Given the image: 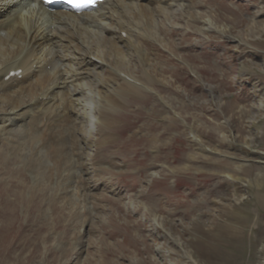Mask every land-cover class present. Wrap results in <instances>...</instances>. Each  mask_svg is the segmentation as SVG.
Wrapping results in <instances>:
<instances>
[{
	"label": "rangeland",
	"instance_id": "rangeland-1",
	"mask_svg": "<svg viewBox=\"0 0 264 264\" xmlns=\"http://www.w3.org/2000/svg\"><path fill=\"white\" fill-rule=\"evenodd\" d=\"M188 1L157 25L134 19L158 80L121 97L112 138L96 140L82 109L86 199L65 192L50 153L10 148L20 134L0 116V264H264V0ZM207 20L219 31L195 29ZM104 76L118 79L96 67L89 82Z\"/></svg>",
	"mask_w": 264,
	"mask_h": 264
},
{
	"label": "bare ground",
	"instance_id": "bare-ground-1",
	"mask_svg": "<svg viewBox=\"0 0 264 264\" xmlns=\"http://www.w3.org/2000/svg\"><path fill=\"white\" fill-rule=\"evenodd\" d=\"M109 2L108 7L105 6L107 2L104 4L100 16L93 12L75 15L50 11L40 0H0L3 9L0 11V116L3 123L10 122L5 132L11 138L21 131L26 132L24 139L32 147L47 148L61 163L78 165L82 171L77 173V178L83 184L86 180L82 175L88 173L85 153L92 144L84 135L87 118L80 108L89 107L94 112L93 121L98 135L109 139L112 134L108 127L116 110L125 106L121 97L126 100V96L137 93L157 79L151 72V59L138 42L140 22L138 24L134 19L145 17L147 21H154L155 16L168 19L169 8L175 5L178 10L190 9L188 0H150L151 4L145 0ZM128 9L135 11L133 18L122 17V20L120 11L127 14ZM195 29L205 33L219 31L211 20L206 21V26H196ZM92 35L98 37L100 46L94 47L90 43ZM84 45L85 50H82L80 46ZM129 49L142 56L143 62L139 65L142 67L141 76L133 71L131 61L127 59ZM96 60L103 63L106 70L114 72L118 79L113 84L99 81L86 91L79 87L84 79L81 71L89 70ZM17 69H22L21 77L5 79L11 70ZM26 124L30 128L27 131ZM198 131L197 126L192 127L194 138L198 139ZM223 139L222 145L226 137ZM71 156L77 159L73 162ZM86 183L82 188L87 192L89 187ZM155 217L159 219V216Z\"/></svg>",
	"mask_w": 264,
	"mask_h": 264
},
{
	"label": "snow or ice",
	"instance_id": "snow-or-ice-1",
	"mask_svg": "<svg viewBox=\"0 0 264 264\" xmlns=\"http://www.w3.org/2000/svg\"><path fill=\"white\" fill-rule=\"evenodd\" d=\"M77 6H80L79 4Z\"/></svg>",
	"mask_w": 264,
	"mask_h": 264
}]
</instances>
